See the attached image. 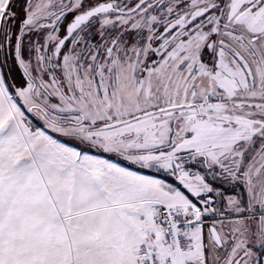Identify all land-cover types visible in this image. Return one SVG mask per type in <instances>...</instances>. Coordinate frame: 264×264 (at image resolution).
I'll list each match as a JSON object with an SVG mask.
<instances>
[{
  "label": "snow or ice",
  "instance_id": "obj_1",
  "mask_svg": "<svg viewBox=\"0 0 264 264\" xmlns=\"http://www.w3.org/2000/svg\"><path fill=\"white\" fill-rule=\"evenodd\" d=\"M0 264H264V0H0Z\"/></svg>",
  "mask_w": 264,
  "mask_h": 264
}]
</instances>
